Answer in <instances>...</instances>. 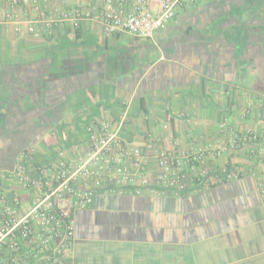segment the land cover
I'll use <instances>...</instances> for the list:
<instances>
[{
  "label": "crops",
  "instance_id": "0c3cea01",
  "mask_svg": "<svg viewBox=\"0 0 264 264\" xmlns=\"http://www.w3.org/2000/svg\"><path fill=\"white\" fill-rule=\"evenodd\" d=\"M94 1L46 7L81 9L79 29H0V177L25 212L31 195L10 179L15 159L33 151L34 166L54 168L59 149L85 151L91 122L118 123L127 110L134 145L146 149L152 134L171 149L172 133L183 151L223 145V122L239 134L264 128V0H196L150 39L105 35L108 7ZM224 151L207 165H241V180L179 196L98 191L75 213V243L56 264H264V198L252 176L261 168L249 154L261 144Z\"/></svg>",
  "mask_w": 264,
  "mask_h": 264
},
{
  "label": "built area",
  "instance_id": "2783aa9c",
  "mask_svg": "<svg viewBox=\"0 0 264 264\" xmlns=\"http://www.w3.org/2000/svg\"><path fill=\"white\" fill-rule=\"evenodd\" d=\"M60 0H0V29L12 25L17 34H36V25L52 29L69 25L79 29L89 18L81 9L46 8ZM80 1V0H76ZM196 0H95L107 6L102 15L105 35L128 34L152 38L164 31L179 8ZM117 5L116 9L114 6ZM35 13L30 18L23 17ZM253 109L247 105L246 113ZM128 113L118 123L91 122L86 126L85 151L70 157L57 151L54 168L32 164L33 151H23L15 159L11 178L31 195L28 211H23L19 196L11 197L0 177V264H56L75 243V213L90 209L98 191L124 194L179 196L191 185L210 190L241 180L245 169L229 164L214 170L207 165L210 156L250 144H261V151H249L261 168L252 173L264 198V128L260 132L237 133L227 123L220 124L223 145H207L189 151L170 133L171 149H162V140L147 135L146 149L134 145L123 135ZM169 129V124L164 125Z\"/></svg>",
  "mask_w": 264,
  "mask_h": 264
}]
</instances>
